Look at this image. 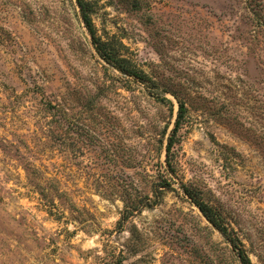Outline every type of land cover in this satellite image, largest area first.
Listing matches in <instances>:
<instances>
[{"label": "rangeland", "instance_id": "1", "mask_svg": "<svg viewBox=\"0 0 264 264\" xmlns=\"http://www.w3.org/2000/svg\"><path fill=\"white\" fill-rule=\"evenodd\" d=\"M88 1L159 88L100 59L74 0H0V264H240L181 184L264 264V0Z\"/></svg>", "mask_w": 264, "mask_h": 264}, {"label": "trees", "instance_id": "2", "mask_svg": "<svg viewBox=\"0 0 264 264\" xmlns=\"http://www.w3.org/2000/svg\"><path fill=\"white\" fill-rule=\"evenodd\" d=\"M77 6L79 16L83 27L86 29L87 33L91 38L92 46L97 52L100 59L112 69H115L122 73L125 77H129L131 79L136 80L137 82L144 85L145 89L149 90H158V86L155 81H153L148 75L136 67L130 59L123 54L122 48L124 47L121 41L116 39L114 36H106L103 38L97 34V29L94 25L92 15L93 9L92 5L88 0H74ZM155 98V101L158 103H167L172 107L173 103L166 97H159L157 95H152ZM174 98L177 102V112L174 121V127L171 130L170 134L166 139L165 144V164L167 170L172 171L174 168V157H175V147L180 142L179 131L184 126L188 109L187 105L184 101H182L175 93H173ZM49 111L53 113L55 108L52 105H48ZM160 183L158 184L157 190L154 191L155 196L158 198L157 194H163L164 192L174 191L173 181L164 176H160ZM180 188L182 192L188 196L194 205L198 208L201 214L205 217V219L215 228L217 229L221 235L226 239V241L231 245L233 250L236 252L240 264H251L249 257L247 256L245 249L242 245V242L237 237L235 232L232 229H229L223 220V217L217 213L212 207H210L201 197L195 192L191 191L188 187L181 184ZM129 214V210L125 209L123 213V218H127ZM122 255L116 254L115 251L112 253V257L106 253V257L102 259L101 264H123Z\"/></svg>", "mask_w": 264, "mask_h": 264}]
</instances>
